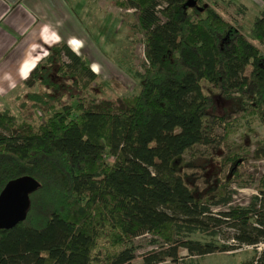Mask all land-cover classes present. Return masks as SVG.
Wrapping results in <instances>:
<instances>
[{
    "label": "trees",
    "instance_id": "1",
    "mask_svg": "<svg viewBox=\"0 0 264 264\" xmlns=\"http://www.w3.org/2000/svg\"><path fill=\"white\" fill-rule=\"evenodd\" d=\"M113 4L131 11L128 29L141 38L134 95L87 97L89 60L58 42L25 81L52 85L53 94L26 95L45 118L0 109V193L31 189L24 218L0 228V264H199L213 248L241 245L252 254L239 264H264L255 248L264 244V174L246 204H231L228 189L245 151L228 143L236 116L264 128V9L245 35L214 1ZM61 89L72 102L60 101ZM216 95L232 101L229 113L209 111ZM253 153L264 159L262 147ZM221 229L231 243H219ZM146 234L152 248L134 262L133 240Z\"/></svg>",
    "mask_w": 264,
    "mask_h": 264
},
{
    "label": "rangeland",
    "instance_id": "2",
    "mask_svg": "<svg viewBox=\"0 0 264 264\" xmlns=\"http://www.w3.org/2000/svg\"><path fill=\"white\" fill-rule=\"evenodd\" d=\"M87 2L88 0H64V2L73 9V4L76 7V12L73 17L76 22L68 18L62 25L60 30H69L76 26V30L88 31V37L93 43L91 46L87 45V56L93 59L98 65L96 67V78L86 89V95L90 98H128L134 95L140 81L134 77L135 72H142V62H144L141 38L138 33H131L128 26L131 24L129 14L130 10L119 8L113 4L114 0H107V15L108 21H101V14L99 10L101 6H96L94 3L89 5H80V2ZM217 2V12L228 19L227 14L233 15L237 18L241 31L247 35L248 28L254 17L264 9V0H200L202 3ZM87 4V3H86ZM187 11L197 12L201 15V4L194 1L187 3ZM77 7L79 8L77 10ZM107 26V27H106ZM96 31L102 33V38L98 41L95 34ZM98 34V33H97ZM94 43H96L94 45ZM91 50V52H89ZM42 54H45L42 51ZM86 57V56H85ZM95 68V67H94ZM48 75L51 81H54L53 72L49 71ZM63 89L56 92L55 95L61 99L62 102H72L68 97L67 92L61 93ZM54 89L51 84H45L36 81L31 87L17 91L15 101L0 103V109L8 108L10 112L18 119H26L29 117L33 124L38 123L45 118L42 110L32 109V101L26 98L29 93L41 95L53 94ZM213 104L211 111L214 114L222 115L229 113L232 107V101L224 100L219 96H212ZM56 105V104H55ZM56 107H58L56 105ZM234 132L229 136V145L233 148V144L240 147L244 151L242 162L238 166L237 174L228 184V189L232 191L231 204H246L249 197L256 193L255 185L260 177L264 174V159L254 157V151L262 147L264 149V128L260 126L255 119L250 116H236L233 123ZM245 147L247 149H245ZM212 156V155H211ZM203 160V158H201ZM208 158L209 173L216 174L218 165L217 160ZM200 163V159L197 161ZM207 164V163H203ZM208 165V164H207ZM226 171L221 172V177ZM222 208H215L221 210ZM227 230L221 229L218 241L220 244L231 243L230 239L225 238ZM149 235H143L135 238L133 243L137 245L136 256L134 262L139 261L140 254L152 248L148 242ZM257 250L264 247L263 244H258ZM252 247L246 248L243 245L228 251L226 248H213L211 253L201 256L199 264H239L251 256ZM184 254V251H181ZM185 260V259H184ZM162 264H169L168 261Z\"/></svg>",
    "mask_w": 264,
    "mask_h": 264
},
{
    "label": "crops",
    "instance_id": "3",
    "mask_svg": "<svg viewBox=\"0 0 264 264\" xmlns=\"http://www.w3.org/2000/svg\"><path fill=\"white\" fill-rule=\"evenodd\" d=\"M91 3L101 6V21L107 23V0H88L80 5ZM75 12L74 4L70 9L64 0H0V103L15 101L17 91L27 89L29 72L46 56V49L58 42L86 56L91 70L97 73L98 64L86 55L85 47L93 44L88 40V31L76 30V26L60 30L68 18L76 22ZM95 34L99 41L102 33Z\"/></svg>",
    "mask_w": 264,
    "mask_h": 264
},
{
    "label": "water",
    "instance_id": "4",
    "mask_svg": "<svg viewBox=\"0 0 264 264\" xmlns=\"http://www.w3.org/2000/svg\"><path fill=\"white\" fill-rule=\"evenodd\" d=\"M33 186V182L30 183ZM20 183L11 184L0 193V228H9L24 218L28 206V194Z\"/></svg>",
    "mask_w": 264,
    "mask_h": 264
},
{
    "label": "built area",
    "instance_id": "5",
    "mask_svg": "<svg viewBox=\"0 0 264 264\" xmlns=\"http://www.w3.org/2000/svg\"><path fill=\"white\" fill-rule=\"evenodd\" d=\"M264 245V244H263ZM244 247H246V248H249V247H252V246H249V245H243ZM255 248H259V247H255Z\"/></svg>",
    "mask_w": 264,
    "mask_h": 264
}]
</instances>
